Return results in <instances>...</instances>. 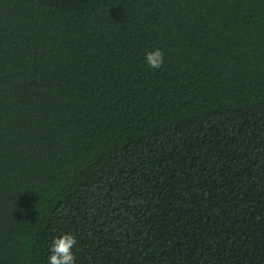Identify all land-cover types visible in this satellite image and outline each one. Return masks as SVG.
Here are the masks:
<instances>
[{
    "label": "trees",
    "instance_id": "trees-1",
    "mask_svg": "<svg viewBox=\"0 0 264 264\" xmlns=\"http://www.w3.org/2000/svg\"><path fill=\"white\" fill-rule=\"evenodd\" d=\"M65 232L76 264H264V0H0V264Z\"/></svg>",
    "mask_w": 264,
    "mask_h": 264
},
{
    "label": "clouds",
    "instance_id": "clouds-1",
    "mask_svg": "<svg viewBox=\"0 0 264 264\" xmlns=\"http://www.w3.org/2000/svg\"><path fill=\"white\" fill-rule=\"evenodd\" d=\"M144 63L151 69H158L164 62L161 48L153 47L145 50ZM76 237L71 233H61L54 236L48 245L47 264H76L74 246Z\"/></svg>",
    "mask_w": 264,
    "mask_h": 264
}]
</instances>
